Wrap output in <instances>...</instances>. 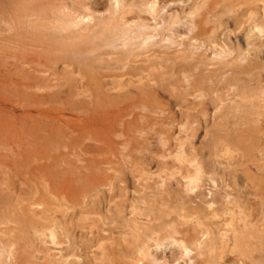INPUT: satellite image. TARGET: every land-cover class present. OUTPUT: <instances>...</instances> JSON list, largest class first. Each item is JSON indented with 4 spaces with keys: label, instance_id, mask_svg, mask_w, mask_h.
<instances>
[{
    "label": "rangeland",
    "instance_id": "374dc122",
    "mask_svg": "<svg viewBox=\"0 0 264 264\" xmlns=\"http://www.w3.org/2000/svg\"><path fill=\"white\" fill-rule=\"evenodd\" d=\"M32 1L34 0H0V258H5L0 259V264H164L173 261L176 264H202L204 260L209 264H264V0H157L160 11L156 21L160 22L157 23L158 26H154V32L156 30L158 34L144 44L138 37L122 41L117 36L123 28L119 23L123 24L125 20V28L133 26L128 27L130 35L134 34L135 22L147 24L145 29L150 30L154 20L147 11L149 3L144 4L143 0H137L138 5L134 4L132 8L123 7V0H118L117 4L113 0H35L38 7L32 5ZM105 3L111 10L104 6ZM73 7H78L77 10L81 13L90 12L92 16L81 22L75 18L73 21H77V25L64 31L57 29L56 18L62 15L65 17ZM224 8L228 10H223ZM113 12L117 16H113ZM146 12L149 16L145 15ZM111 14L115 18L111 19ZM95 15L97 20L94 19ZM138 15L144 18L141 19ZM108 16L111 17L108 19ZM252 24L259 25L262 31L258 33ZM82 25L91 26L78 33ZM169 30L175 37L169 36L172 33L168 34ZM181 34L186 37H181ZM58 37H63L61 39L66 41L64 48L55 46L50 40ZM179 38L184 39L176 40ZM172 48L175 51H171ZM185 52L188 54H184ZM67 54H71L70 57ZM126 56L128 59L125 61ZM166 58L174 64L165 62ZM138 59H142V62H138ZM235 59L245 64L242 65ZM82 62L89 67L82 65ZM121 72L122 75L119 74ZM155 72L159 73L158 77ZM248 76L249 80L246 78ZM120 82L121 85L118 84ZM129 82L130 87L127 85ZM234 82L237 88L234 87ZM176 83L178 86H174ZM230 83H233V87ZM81 85L83 86L80 87ZM82 88L86 90L83 91ZM238 89L244 92L241 93ZM245 90H249V95ZM103 92L106 94L104 98L111 97L112 101H102ZM198 92L202 96L193 97ZM242 94L247 97L243 98ZM198 97L203 98L199 100ZM246 99L251 101L247 103ZM143 101L147 104H143ZM247 109L258 112L259 115L252 113L249 115L251 119L247 118ZM236 119L241 121L240 124ZM232 120H235L233 122L237 126ZM255 135L261 138L256 140ZM225 145L232 152L235 151L232 153L233 158L222 157L221 151ZM179 152L187 158L193 157L194 164L185 161L179 163L176 159ZM228 162H231L230 165ZM195 166L201 172H197L199 181L191 191L190 181L184 176L195 172ZM226 221L234 223V226L229 228ZM41 228H44L43 231ZM131 228L134 233H138L133 234ZM49 229L55 233L53 239L49 235ZM190 234L195 235L192 237ZM254 235L258 238L261 236L260 240L253 238ZM154 238L161 243L159 246L155 245ZM193 238L197 241L196 245ZM101 239L105 242H101ZM247 240L253 246L260 247H249ZM131 241L135 243L132 244ZM179 242H188V250L183 256ZM146 245L148 255L142 257L138 248H146ZM2 247L5 249H1ZM102 253L107 259H103ZM221 253L224 255L220 256ZM136 258L141 261L137 262Z\"/></svg>",
    "mask_w": 264,
    "mask_h": 264
},
{
    "label": "bare ground",
    "instance_id": "6f19581e",
    "mask_svg": "<svg viewBox=\"0 0 264 264\" xmlns=\"http://www.w3.org/2000/svg\"><path fill=\"white\" fill-rule=\"evenodd\" d=\"M34 1H35V0H34ZM34 1H32V2H34ZM191 1L193 2V0H191ZM195 1H196V0H195ZM219 1H220V0H219ZM251 1H252V0H251ZM255 1H256V0H255ZM260 1H261V0H260ZM260 1H259V2H260ZM26 2H27V1H26ZM90 2H91V1H89V4H90ZM113 2H114V4H115V3L117 4V3H118V0H113ZM147 2L149 3V5L147 6V11L150 13L151 18L154 20V23L150 26V27H151L150 30L147 31V30L145 29V28L148 27L147 24H145V23H143V22H135V23L133 24V25H134V28H133V29H134V30H133L134 34H133V35H130V34L128 33V27H129V26H128L127 28L124 27V26H126V25H124V23L126 22V20H125V22H124L123 24L119 23L120 26L123 25V28H121V29L119 30V31H120V35H117L122 41L127 40V39H130V38L138 37V38H140L141 42L144 44L145 41H148V42H149V40H150L149 38H151V37H153L154 35L158 34L156 30H155V32H154V29H155L154 26L157 25V23L160 22V21H159V22L156 21V20H157L156 17H157L158 11H160V10H159L160 8H159V6H158V1H157V0H143V3H144V4L147 3ZM179 2H180V0H179ZM183 2H184V1H183ZM192 2H191V4H192ZM35 3H36V4H35ZM120 3H121V2H120ZM159 3H161V2H159ZM168 3H169V2H168ZM181 3H182V2H181ZM223 3H224V2H223ZM229 3H230V2H229ZM244 3H245V2H244ZM246 3H248V2H246ZM62 4H63V2H62ZM85 4H86V2H85ZM89 4H88V6H90ZM134 4H135V5H136V4L138 5V1H137V0H123V3H122L121 5H122L123 7H131V6L134 5ZM164 4L168 5L167 3H164ZM216 4H217V3H216ZM219 4H220V2H219ZM219 4H218V5H219ZM248 4H249V3H248ZM23 5H24V4H23ZM32 5H34V6L37 5V2H34V4H32ZM65 5H66V3H65ZM82 5H83V4H82ZM110 5H111V4H110ZM121 5H120V6H121ZM140 5H141V4H140ZM160 5H161V4H160ZM199 5H201V4L199 3ZM214 5H215V4H214ZM227 5H228V4H227ZM232 5H233V4H232ZM250 5H251V4H250ZM38 6H39V5H37L36 7H38ZM104 6H106V3H105ZM193 6H194V5H193ZM201 6H202V5H201ZM224 6H225V4H224ZM106 7H107V6H106ZM145 7H146V6H145ZM164 7H165V6H164ZM187 7H188V6H187ZM198 7H199V6H198ZM198 7H197V9H198ZM217 7H218V6H217ZM221 7H222V6H221ZM228 7H229V6H228ZM233 7H234V6H233ZM60 8L63 9L62 6H61ZM67 8H68V5H67ZM75 8H76V7H75ZM77 8H78V7H77ZM77 8L74 9V7H73V8H70V9H71L70 11H67V10H66L67 13H66V16H65V17H64V15H62V17H57V16H55V18L57 17V18H56V21H57V22H56V23H57L56 28H57V29L59 28L60 30L64 31L65 29L69 28V27L72 26V25H73V26H74V25H77V23H78L77 21L81 22V21H83V19H86V20L90 19V16H92V13H90V12L81 13L79 9H78L79 11L77 10ZM86 8H87V9H90V8H88V7H86ZM86 8H85V9H86ZM107 8H108L109 10H111L109 7H107ZM107 8H106V9H107ZM115 8H116V7H115ZM115 8H114V10H115ZM131 8H132V7H131ZM136 8H137V7H136ZM193 8H194V7H193ZM225 8H226V7H225ZM225 8H224L223 10H228V9H225ZM230 8H231V7H230ZM234 8L236 9V7H234ZM46 9H47V8H46ZM103 9L105 10V8H103ZM141 9H142V8H141ZM145 9H146V8H145ZM194 9H195V8H194ZM197 9H196V10H197ZM93 10H94V9H93ZM95 10H96V9H95ZM95 10H94V11H95ZM99 10H100V9H99ZM112 10H113V9H112ZM114 10H113V11H114ZM163 10H164V9H163ZM196 10H195V14H196ZM214 10H215V9H214ZM218 10H220V7H219ZM223 10H222V11H223ZM86 11H87V10H86ZM96 11H97V10H96ZM96 11H95V12H96ZM105 11H107V10H105ZM118 11H119V10H118ZM176 11H177V10H176ZM198 11H199V9H198ZM222 11H221L220 13H223ZM230 11H231V10H230ZM250 11H251V10H250ZM260 11H261V10H260ZM260 11H259V12H260ZM23 12H24V11H23ZM36 12H37V11H36ZM46 12H47V11H46ZM62 12H64V11H62ZM68 12H69V13H68ZM95 12H94V13H95ZM109 12H111V11H109ZM142 12H143V11H142ZM163 12H164V11H163ZM185 12H186V10H185ZM188 12H189V11H188ZM191 12H192V11H191ZM231 12H232V11H231ZM233 12H234V11H233ZM254 12H255V11H254ZM263 12H264V11H263ZM21 13H22V11H21ZM47 13H48V12H47ZM94 13H93V14H94ZM117 13H118V12H117ZM132 13H133V12H132ZM180 13H181V11H180ZM180 13H179V14H180ZM226 13H227V11H226ZM249 13H250V12H249ZM260 13H262V12H260ZM44 14H45V13H44ZM44 14L42 13V15H44ZM95 14H96V13H95ZM99 14H101V13H99ZM99 14H98V15H99ZM102 14H103V13H102ZM105 14H106V13H105ZM113 14H114V15H113ZM113 14H111V16H112V15H113V16H117V14H116L115 12H113ZM120 14H121V16L123 17V14H122V13H120ZM127 14H128V13H127ZM146 14H147V12L145 13V15H146ZM183 14H185V13H184V10H183ZM188 14H189V13H188ZM190 14H192V13H190ZM228 14H229V13H228ZM233 14H234V13H233ZM252 14H253V13H252ZM252 14H251V15H252ZM47 15L49 16V13H48ZM96 15H97V14H96ZM96 15H95V16H96ZM106 15H107V14H106ZM124 15H126V13H125ZM147 15H148V14H147ZM147 15H146V16H147ZM219 15H220V14H219ZM234 15H235V14H234ZM29 16H30V15H29ZM101 16H102V15H101ZM101 16H100V17H101ZM111 16H108V19H109ZM113 16L111 17V19H112V18H115V17H113ZM129 16H130V15H129ZM138 16L141 17V19L144 18V17L142 18V16H140V15H138ZM148 16H149V15H148ZM170 16H173V15H170ZM185 16H186V15H185ZM214 16H215V15H214ZM221 16H222V15H221ZM225 16H226V15H225ZM227 16H228V15H227ZM255 16H256V15H255ZM20 17H21V16H20ZM100 17H98V19H99ZM102 17H104V16H102ZM125 17H126V16H125ZM178 17H179V16H178ZM195 17L197 18L198 16H195ZM232 17H233V16H232ZM75 18H77V21H76V22L73 21ZM116 18H117V17H116ZM158 18H159V17H158ZM193 18H194V17H193ZM193 18H192V19H193ZM243 18H244V17H243ZM260 18L263 19L264 16H263V18H262V17H260ZM26 19H27V18H26ZM26 19H25V20H26ZM94 19L97 20V16H96ZM254 19H258V18H255V17H254ZM29 20H30V17H29ZM37 20H38V19H37ZM39 20H40V19H39ZM39 20H38V21H39ZM117 20H118V19H117ZM122 20H123V18H122ZM130 20H131V19H130ZM144 20H146V19H144ZM171 20H172V19H171ZM180 20H181V19H180ZM187 20H188V19H187ZM187 20H185V21H187ZM197 20H198V19H197ZM252 20H253V19H252ZM33 21H34V20H33ZM108 21H109V20H108ZM120 21H121V20H120ZM193 21H194V19H193ZM217 21H218V20H217ZM234 21H236V20H234ZM249 21H250V18H249ZM257 21H258V20H257ZM128 22H130V21H128ZM132 22H133V21H131V23H132ZM147 22H148V21H147ZM152 22H153V21H152ZM152 22H151V23H152ZM167 22H169V20H167ZM195 22H196V21H195ZM195 22H194V23H195ZM201 22H203V21H201ZM25 23H26V22H25ZM31 23H32V22H31ZM126 23H127V22H126ZM126 23H125V24H126ZM169 23H170V22H169ZM174 23H175V22H174ZM197 23H198V22H197ZM197 23H196V25H198ZM206 23H208V22H205V24H206ZM235 23H237V22H235ZM240 23H241V22H240ZM242 23H243V22H242ZM247 23H248V22H247ZM28 24H29V23H28ZM53 24H54V23H53ZM109 24H110V22H109ZM128 24H130V23H128ZM184 24H185V23H184ZM190 24H191V23H190ZM205 24H204V25H205ZM214 24H215V23H214ZM22 25H23V24H22ZM26 25H27V23H26ZM41 25H42V24H41ZM104 25H105V24H104ZM104 25H103V26H104ZM106 25H107V24H106ZM164 25H166V24H164ZM168 25H169V24H168ZM194 25H195V24H194ZM218 25H219V23H218ZM236 25H237V24H236ZM250 25H251V23H250ZM252 25H253V24H252ZM28 26H29V25H28ZM90 26H91V25H82L81 29L78 30L77 32L80 33L79 31H81V30L85 31V30H87V28L90 27ZM120 26H119V28H120ZM157 26H158V25H157ZM161 26H162V25H161ZM166 26H167V25H166ZM169 26H170V25H169ZM233 26H234V25H233ZM237 26H238V25H237ZM253 26H254V29H255L258 33H260V32L262 31V28H261L259 25L254 24ZM36 27H37V26H36ZM131 27H133V26H131ZM131 27H129V28H131ZM167 27H168V26H167ZM170 27H171V26H170ZM193 27H195V26H193ZM204 27H205V26H204ZM204 27L201 26V28H204ZM213 27H214V26H213ZM247 27H248V26H247ZM250 27H251V26H250ZM27 28H28V27H27ZM29 28H30V27H29ZM46 28H47V27H46ZM112 28H114V27L112 26ZM112 28H111V29H112ZM161 28H162V27H161ZM185 28H186V27H185ZM201 28H199V29H201ZM207 28L209 29V27H207ZM210 28H211V27H210ZM215 28H216V26H215ZM218 28H219V27H218ZM239 28H241V27H239ZM251 28H252V27H251ZM35 29H36V28H35ZM70 29H71V28H70ZM114 29H116V28H114ZM156 29H157V27H156ZM158 29H159V31H160V28H158ZM164 29H165V28H164ZM168 29H169V28H168ZM192 29H193V28H192ZM195 29H196V27H195ZM29 30H30V29H29ZM112 30H113V29H112ZM131 30H132V29H131ZM170 30H171V29H170ZM170 30H169L168 34L172 32V31H170ZM210 30L213 31V29H210ZM248 30H249V29H248ZM250 30H251V29H250ZM32 31H34V29H33ZM53 31H54V29H53ZM56 31H57V33H58V30H56ZM251 31H252V30H251ZM263 31H264V30H263ZM29 32H30V31H29ZM50 32H51V30H50ZM65 32H67V31H65ZM163 32H164V31H163ZM177 32H178V30H177ZM182 32H183V31H182ZM193 32H194V31H193ZM203 32H204V31H203ZM36 33H37V32H36ZM48 33H49V32H48ZM159 33H160V32H159ZM174 33H175V29H174ZM183 33H184V32H183ZM186 33H187V32H186ZM206 33H207V32H205L204 35H206ZM212 33H213V32H212ZM33 34H34V32H33ZM61 34H62V36H63V33H61ZM67 34H68V33H67ZM67 34H65L64 36L66 37ZM162 34H165V33H162ZM189 34H190V33H189ZM202 34H203V33H202ZM37 35H38V34H37ZM37 35H36V38L38 37ZM52 35H53V33H52ZM58 35H60V34L58 33ZM76 35H77V34H76ZM159 35H160V34H159ZM171 35H172V36L174 35L173 32H172L169 36L171 37ZM176 35H177V34H176ZM178 35H179V34H178ZM190 35H191V34H190ZM192 35H193V34H192ZM199 35H200V34H199ZM213 35H214V33H213ZM215 35H216V34H215ZM60 36H61V35H60ZM117 36H116V37H117ZM169 36H168V37H169ZM182 36L184 37L185 35L181 34V37H182ZM209 36H210V35H209ZM209 36H206V37H209ZM262 36H264V35H262ZM262 36H261V37H262ZM83 37H84V36H83ZM92 37H93V36H92ZM174 37H175V35H174ZM176 37H177V36H176ZM185 37H186V36H185ZM197 37H198V36H197ZM199 37H200V39L202 38L201 35H200ZM210 37H211V36H210ZM33 38H34V37H33ZM61 38H63V37H61ZM61 38H59V37H58V38H52V39H50V40L53 42V44H54L55 46L58 45L60 48H61V47L64 48L65 45H66V41H64V40L61 39ZM77 38H78V36H77ZM138 38H137V39H138ZM172 38H173V37H172ZM172 38H171V39H172ZM191 38H192V37H191ZM211 38H212V37H211ZM211 38H210V39H211ZM220 38H221V37H220ZM34 39H35V38H34ZM82 39H83V38H82ZM93 39H94V38H93ZM93 39H92V40H93ZM106 39H107V38H106ZM181 39H184V38H181ZM181 39L179 38V39H176V40H181ZM194 39H196V38H194ZM94 40H95V39H94ZM108 40H109V39H108ZM114 40H115V39H114ZM157 40L159 41L160 39L157 38ZM162 40H163V39H162ZM162 40H161L160 42H163ZM201 40H203V39H201ZM204 40H205V39H204ZM204 40H203V41H204ZM211 40H212V39H211ZM117 41H119V40H117ZM164 41H165V40H164ZM190 41H191V39H190ZM199 41H200V40H199ZM153 42L156 43L155 40H154ZM184 42H185V41H184ZM191 42H192V41H191ZM212 42H213V40H212ZM90 43H91V42H90ZM180 43H181V41H180ZM182 43H183V42H182ZM202 43H203V42H202ZM202 43H201V44H202ZM205 43H206V42H205ZM221 43H222V42H221ZM46 44H49V43H46ZM91 44H92V43H91ZM107 44H108V43H107ZM131 44H132V43H131ZM157 44H158V43H157ZM157 44H156V45H157ZM161 44H162V43H161ZM161 44H160V45H161ZM171 44H174V43H171ZM175 44H176V42H175ZM192 44H194V43H192ZM199 44H200V42H199ZM214 44H215V43H214ZM71 45H72V44H71ZM156 45H155V46H156ZM209 45H210V44H209ZM224 45H225V44H224ZM72 46L75 48V45H72ZM76 46H77V45H76ZM124 46H125V45H124ZM142 46H143V45H142ZM158 46H159V44H158ZM158 46H157V47H158ZM164 46H165V44H164ZM174 46H175L174 48H176V45H174ZM177 46H178L177 48H178V50H179V42H178ZM180 46H182L183 49L185 48L183 44H182V45L180 44ZM192 46H195V45H192ZM196 46H197V44H196ZM201 46H202V45H201ZM226 46H227V45H226ZM47 47H49V46H47ZM70 47H71V46H70ZM81 47H82V46H81ZM136 47H137V46H136ZM138 47H139V46H138ZM162 47H163V45H162ZM165 47H166V46H165ZM168 47H169V46H168ZM171 47H172V46H171ZM190 47H191V46H189V48H190ZM217 47H218V46H217ZM54 48H55V47H54ZM78 48H80V47L78 46ZM155 48H156V47H155ZM195 48H196V47H195ZM200 48H201V47H200ZM206 48H208V47H206ZM206 48H205V49H206ZM220 48H221V47H220ZM263 48H264V47H263ZM48 49H49V48H48ZM122 49H123V48H122ZM127 49H128V48H127ZM190 49H192V48H190ZM198 49H199V48H198ZM225 49H227V48H225ZM61 50H62V49H61ZM77 50H78V49H77ZM124 50H125V47H124ZM151 50H152V49H151ZM158 50H159V49H158ZM161 50H162V49H161ZM167 50H168V49H167ZM180 50H181V49H180ZM187 50H188V47H187ZM217 50H218V49H217ZM78 51H79V50H78ZM112 51H114V50H112ZM115 51H116V49H115ZM122 51H123V50H122ZM148 51H150V48H149ZM162 51H163V50H162ZM162 51H161V52H162ZM168 51H169V50H168ZM171 51H175V50L172 48ZM176 51H177V50H176ZM181 51H182V50H181ZM183 51H184V50H183ZM190 51H191V50H190ZM195 51H196V50H195ZM212 51H213V50H212ZM219 51H220V50H219ZM223 51H224V50H223ZM225 51H226V50H225ZM227 51H229V50L227 49ZM97 52H98V51H97ZM124 52H126V50H125ZM127 52H128V50H127ZM133 52H135V51H133ZM136 52H137V50H136ZM138 52H140V51H138ZM151 52H153V51H151ZM151 52H150V53H151ZM163 52H164V51H163ZM186 52H188V51H186ZM186 52H185L184 54H188V53H186ZM216 52H218V51H216ZM90 53H92V52H90ZM98 53H100V52H98ZM131 53H132V52H131ZM148 53H149V52H148ZM154 53H155V52H154ZM164 53H165V52H164ZM164 53H163V54H164ZM172 53H174V55H175V52H172ZM181 53H182V52H180V54H181ZM198 53H199V51H198ZM119 54H120V53H119ZM132 54H133V53H132ZM142 54H143V53H142ZM142 54H141V55H142ZM144 54H145V53H144ZM156 54H157V53H156ZM161 54H162V53H161ZM166 54H167V53H166ZM213 54H214V53H213ZM229 54H230V53H229ZM244 54H245V53H244ZM64 55H65V54H64ZM67 55H69V54H67ZM70 55H71V54H70ZM70 55H69V57H70ZM113 55H114V54H113ZM116 55H117V54H116ZM151 55H152V54H151ZM158 55H159V52H158ZM168 55H169V54H168ZM170 55L172 56L173 54H170ZM174 55H173V57H174ZM225 55H227V54H225ZM242 55H243V54H242ZM93 56H94V55H93ZM93 56H91V57H93ZM132 56H133V55H132ZM137 56H138V55H137ZM142 56L144 57V55H142ZM149 56H150V55H149ZM171 56H170V57H171ZM182 56H183V55H182ZM186 56H187V55H186ZM190 56H191V55H190ZM190 56H187V57H190ZM220 56H221V54H220ZM220 56H217V57H220ZM223 56H224V55H223ZM229 56H230V55H229ZM244 56H245V55H244ZM118 57H119V56H118ZM126 57H127L126 59L123 57V59H125V61L128 59V56H126ZM138 57H139V56H138ZM166 57H169V56L166 55ZM170 57H169V59L171 60L172 58H170ZM184 57H185V56H184ZM212 57H213V56H212ZM214 57H216V55H215ZM240 57H241V56H240ZM73 58H74V57H73ZM145 58H148V57H145ZM155 58H156V57H155ZM159 58H160V55H159ZM178 58H179V57H178ZM182 58H183V57H182ZM182 58H179V59H182ZM208 58H209V57H208ZM235 58H238V57H235ZM245 58H247V57L245 56ZM255 58H257L256 55H255ZM109 59H111V58L109 57ZM142 59H143V58H142ZM142 59H140L141 61H140L139 59H138L137 61H138V62H139V61L142 62ZM149 59H150V58H149ZM166 59H167V58H166ZM166 59H165V60H166ZM179 59H178V60H179ZM209 59H210V58H209ZM211 59H212V58H211ZM214 59H215V58H214ZM239 59H240V58H239ZM73 60H74V59H73ZM75 60H76V59H75ZM119 60H120V59H119ZM131 60H132V59H131ZM143 60H144V59H143ZM157 60H158V59H157ZM159 60H160V59H159ZM159 60H158V61H159ZM162 60H163V58H162ZM174 60H175V58H174ZM207 60H208V59H207ZM220 60H221V58H220ZM231 60H233V59H231ZM235 60H238V59H235ZM63 61H64V60H63ZM66 61H68V59H67ZM66 61H65V62H66ZM69 61L73 62L72 59H71V60L69 59ZM80 61H81V60H80ZM145 61H146V60H145ZM149 61H151V60H149ZM153 61H155V60H153ZM209 61H210V60H209ZM216 61H217V59H216ZM238 61H239V60H238ZM76 62H77V61H76ZM76 62L74 61V63H76ZM84 62H85V61H84ZM87 62H88V61H87ZM121 62H122V61H121ZM127 62H128V61H127ZM127 62H126V63H127ZM159 62H160V61H159ZM162 62H163V61H162ZM165 62H169L168 59H167ZM178 62H181V60L178 61ZM184 62H185V61H184ZM194 62H195V61H194ZM225 62H226V60H225ZM228 62H229V60H228ZM239 62H241L242 65L245 64V63H243L242 61H239ZM68 63H69V62H68ZM82 63H83V62H82ZM143 63H144V62H143ZM150 63H151V62H150ZM150 63H149V64H150ZM155 63H156V62H155ZM169 63H171V62H169ZM176 63H177V62H176ZM182 63H183V61H182ZM187 63L189 64L190 62H187ZM219 63H220V62H219ZM233 63H235V62H233ZM236 63H237V62H236ZM70 64H71V63H70ZM132 64H133V63H132ZM145 64H146V62H145ZM145 64H144V65H145ZM162 64H163V63H162ZM171 64H174V63H171ZM184 64H185V63H184ZM196 64H197V63H196ZM220 64H221V63H220ZM223 64H225V63H222V65H223ZM227 64H228V63H227ZM255 64H256V63H255ZM255 64H254V65H255ZM258 64H259V63H258ZM66 65H67V64H66ZM79 65H80V64H79ZM82 65L87 66V65H85L84 63H83ZM82 65H81V66H82ZM124 65H125V64H124ZM133 65H134V64H133ZM136 65H139V63H136ZM136 65H135V66H136ZM180 65L183 66V64H180ZM180 65H179V66H180ZM200 65H201V63H200ZM217 65H218V63H217ZM234 65H235V64H234ZM236 65H237V64H236ZM252 65H253V64H252ZM84 66H82V68H84ZM125 66L127 67L128 65H125ZM150 66H151V64H150ZM163 66H164V65H163ZM168 66H169V65H168ZM173 66H175V65H173ZM197 66H198V65H197ZM203 66H204V65H203ZM203 66H202V67H203ZM79 67H80V66H79ZM87 67H89V66H87ZM91 67L94 68V66H91ZM186 67H187V65H186ZM195 67H196V66H195ZM205 67H206V66H205ZM210 67H211V65H210ZM230 67H231V66H230ZM258 67H259V66H258ZM260 67H261V66H260ZM68 68H69V67H68ZM76 68H77V67H76ZM119 68H120V67H119ZM129 68H130V67H129ZM145 68H146V66H145ZM155 68H156V67H155ZM159 68H160V66H159ZM159 68H158V69H159ZM163 68H165V67H163ZM181 68H182V67H181ZM203 68H204V67H203ZM206 68H207V67H206ZM240 68H241V67H240ZM246 68H247V67H246ZM80 69H81V68H80ZM80 69H77V70H80ZM147 69H148V68H147ZM151 69H152V68H151ZM160 69H161V68H160ZM165 69H167V68H165ZM191 69H192V68H191ZM194 69H195V68H194ZM194 69H193V70H194ZM224 69H225V68H224ZM243 69H244V68H243ZM254 69H255V68H254ZM256 69H258V68H256ZM261 69H262V68H261ZM81 70H82V69H81ZM81 70H80V72H81ZM123 70H124V67H123ZM133 70H134V69H133ZM137 70H138V68H137ZM154 70H155V69H154ZM154 70H153V72H154ZM167 70H168V69H167ZM177 70H178V69H177ZM187 70H189V69L187 68ZM259 70H260V68H259ZM262 70H263V69H262ZM66 71H68V70L66 69ZM69 71H70V70H69ZM82 71H83V70H82ZM84 71H85V70H84ZM84 71H83V72H84ZM151 71H152V70H151ZM156 71H157V70H156ZM164 71H165V70H164ZM194 71H195V70H194ZM221 71H222V70H221ZM251 71H252V70H251ZM251 71H250V72H251ZM253 71H254V70H253ZM257 71H258V70H257ZM260 71H261V70H260ZM74 72H75V71H74ZM74 72H72V73H74ZM134 72H135V71H134ZM139 72H143V71H139ZM145 72H146V71H145ZM179 72H180V71H179ZM204 72H205V71H204ZM229 72H230V71H229ZM244 72H245V69H244ZM244 72H243V73H244ZM246 72H247V71H246ZM254 72H255V71H254ZM67 73H68V72H67ZM124 73H125V72H124ZM137 73H138V72H137ZM155 73H156V77H158L157 74H159V73H158V72H155ZM160 73H161V72H160ZM177 73H178V72H177ZM190 73H193V71H192V72L190 71ZM198 73H200V72H198ZM227 73H228V72H227ZM232 73H233V72H232ZM251 73H252V72H251ZM69 74H70V73H69ZM79 74H80V73H79ZM119 74L122 75V72L119 73ZM125 74H126V73H125ZM182 74L184 75V73H182ZM182 74H181V75H182ZM228 74H229V73H228ZM234 74H235V72H234ZM240 74H241V73H240ZM128 75H129V74H128ZM146 75H147V74H146ZM153 75H154V74H153ZM178 75H179V74H178ZM183 75H182V76H183ZM188 75H189V74H187V76H188ZM201 75H202V74H201ZM236 75H237V74H236ZM238 75H239V73H238ZM238 75H237V76H238ZM244 75H245V74H244ZM182 76H181V77H182ZM184 76H186V75H184ZM189 76H190V75H189ZM189 76H188V77H189ZM198 76H199V75H198ZM221 76H222V75H221ZM224 76H226V75H224ZM232 76H235V75L232 74ZM250 76H251V75H250ZM250 76H248V77H246V78L249 80V77H250ZM136 77H137V76H136ZM138 77H139V76H138ZM144 77H146V76H144ZM148 77H149V76H148ZM152 77H153V76H152ZM162 77H163V76H162ZM226 77H228V76H226ZM241 77H243V76H241ZM128 78H129V77H128ZM141 78H142V77H141ZM172 78H173V77H172ZM175 78H176V75H175ZM186 78H187V77H186ZM211 78H212V77H211ZM213 78H214V76H213ZM222 78H223V76H222ZM224 78H225V77H224ZM244 78H245V77H244ZM68 79H69V78H67V80H68ZM90 79H91V78H90ZM114 79H115V78H114ZM177 79H178V78H177ZM181 79H182V78H181ZM183 79H184V77H183ZM203 79H204V78H203ZM225 79H227V78H225ZM225 79H224V80H225ZM231 79H232V77H231ZM241 79H242V78H241ZM95 80H96V79H95ZM118 80H119V79H118ZM124 80H125V79H124ZM140 80H141V79H140ZM146 80H147V79H146ZM148 80L150 81V78H149ZM148 80H147V81H148ZM157 80H158V79H157ZM255 80H256V79H255ZM112 81H116V80H112ZM119 81H120V80H119ZM155 81H156V80H155ZM172 81H173V80H172ZM172 81H171V82H172ZM183 81H184V80H183ZM192 81H193V80H192ZM250 81H251V80H250ZM68 82H69V81H68ZM76 82H78V81H76ZM110 82H111V81H110ZM110 82H109L108 84H111ZM116 82H117V81H116ZM135 82H136V81H135ZM140 82H141V81H140ZM156 82H157V81H156ZM220 82H221V81H220ZM220 82H217V83L219 84ZM242 82L244 83L245 81L242 80ZM251 82H252V81H251ZM258 82H259V81H258ZM97 83H99V82H97ZM97 83H95V85H97ZM122 83H123V81H122ZM136 83H138V82H136ZM151 83H152V82H151ZM153 83H154V82H153ZM153 83H152V84H153ZM167 83H168V82H167ZM174 83H175V82H174ZM189 83H190V82H189ZM207 83H209V82H207ZM247 83H248V82H247ZM259 83H260V82H259ZM72 84H73V83H72ZM115 84L117 85V83H115ZM118 84L121 85V82L118 83ZM162 84H163V83H162ZM230 84L232 85L233 83H230ZM239 84H240V82H239ZM244 84H246V83H244ZM248 84L250 85V83H248ZM112 85H113V83H112ZM127 85L129 86V85H130V82H129V84H127ZM141 85H142V84H141ZM141 85H140V86H141ZM145 85H146V84H145ZM145 85H144V86H145ZM148 85H149V82H148ZM165 85H166V84H165ZM165 85H164V86H165ZM202 85H203V84H202ZM227 85H228V84H227ZM233 85H234V87H235V82H234ZM233 85H232L231 87H233ZM236 85H237V84H236ZM240 85H241V84H240ZM249 85H248V86H249ZM73 86H75V85L73 84ZM78 86H79V85H78ZM82 86H83V85H81L80 87H82ZM92 86H93V84H92ZM105 86H106V84H105ZM153 86H154V87H157V86L154 85V84H153ZM160 86H161V85H160ZM174 86H178V84L176 83V85L174 84ZM253 86H254V85H253ZM258 86H259V85H258ZM84 87H85V86H84ZM94 87H95V86H94ZM129 87H130V86H129ZM129 87H128V88H129ZM166 87H168V86H166ZM227 87H228V86H227ZM240 87H241V86H240ZM245 87H247V86L245 85ZM251 87H252V86H251ZM251 87H250V88H251ZM85 88H86V87H85ZM105 88H106V87H105ZM120 88H121V87H120ZM120 88H119V89H120ZM141 88H142V87H141ZM145 88H146V87H145ZM148 88H149V86H148ZM168 88H169V87H168ZM173 88H174V87H173ZM177 88H178V87H177ZM235 88H237V87H235ZM238 88H239V87H238ZM258 88H259V87H257V90H258ZM76 89H77V88H76ZM86 89H87V88H86ZM86 89H83V88H82L83 91L86 90ZM90 89H91V88H90ZM97 89H98V87L96 88V90H97ZM106 89H107V88H106ZM146 89H147V88H146ZM146 89H145V90H146ZM170 89H172V88H170ZM233 89H234V88H233ZM242 89H243V88H242ZM263 89H264V88H263ZM263 89H261V90L263 91ZM73 90H74V88H73ZM78 90H79V89H78ZM87 90H88V89H87ZM94 90H95V89H93V91H94ZM101 90H102V89H101ZM122 90H123V89H122ZM128 90H130V88H129ZM142 90H143V89H142ZM172 90H173V89H172ZM172 90H171V91H172ZM174 90H175V89H174ZM238 90H239V89H238ZM238 90H237V92H238ZM240 90H241V89H240ZM240 90H239V91H240ZM253 90H254V89H253ZM259 90H260V88H259ZM79 91H80V90H79ZM90 91H91V90H90ZM147 91H148V90H147ZM150 91H152V90H150ZM171 91H170V92H171ZM190 91H192V90H190ZM190 91H189V92H190ZM211 91H212V90H211ZM231 91H232V89H231ZM73 92H74V91H72V93H73ZM86 92H87V91H86ZM86 92H85V93H86ZM98 92H99V91H98ZM106 92H109V91H106ZM111 92H112V91H111ZM138 92H139V90H138ZM141 92H142V91H140V93H141ZM185 92H186V91H185ZM185 92H184V94H186ZM208 92H209V91H208ZM228 92H229V90H228ZM233 92H234V91H233ZM242 92H244V91L241 90V93H242ZM248 92H249V90H248ZM248 92H246V90H245V93H247V94L249 95ZM250 92H253V91H250ZM75 93H76V92H75ZM75 93H74V95H76ZM83 93H84V92H83ZM83 93H82V94H83ZM89 93H90V92H89ZM128 93H129V92H128ZM131 93H132V92H131ZM136 93H137V92H136ZM173 93H174V91H173ZM179 93H180V92H179ZM230 93H231V92H230ZM234 93H235V92H234ZM144 94H145V93H144ZM153 94H154V93H153ZM187 94H188V92H187ZM216 94H217V96H218V93H216ZM224 94H225V93H224ZM239 94H240V93H239ZM250 94H251V93H250ZM260 94H261V93H260ZM84 95H85V94H84ZM104 95H106V94L103 92V95H101V96H103V100L101 99L102 101H104V99H105V101L108 100V99H109V101L111 100V99H110V98H111L110 96H109L110 98H108L107 96H106L107 98H106V97L104 98ZM108 95H109V94H108ZM125 95H126V94H125ZM130 95H131V94H130ZM137 95H139V94H137ZM141 95H143V92H142ZM172 95H173V94H172ZM182 95H183V94H182ZM193 95H194L193 97H195V95H197V96H202V93H201V92H198V94H193ZM225 95H227V94H225ZM230 95H231V94H230ZM242 95H243V94H242ZM252 95H253V94H252ZM72 96H73V95H72ZM87 96H89L88 93H87ZM96 96H98V95H96ZM99 96H100V93H99ZM217 96H216V97H217ZM240 96H241V95H240ZM244 96L247 97L246 94L243 95L242 97L244 98ZM253 96H256V95H253ZM257 96H258V94H257ZM73 97H74V96H73ZM76 97H78V95H77ZM76 97H75V98H76ZM118 97H119V96H118ZM125 97H127V96H125ZM133 97H134V96H133ZM158 97H159V96H158ZM210 97H211V96H210ZM236 97H237V96H236ZM259 97H260V96H259ZM75 98H74V99H75ZM82 98H83V97H82ZM90 98H91V97H90ZM96 98H97V97H96ZM96 98H95V99H96ZM100 98H101V97H100ZM195 98H196V97H195ZM198 98H200V97H198ZM202 98H203V97H201L199 100H201ZM214 98H215V97H214ZM217 98H218V97H217ZM226 98H228V97H226ZM240 98H241V97H240ZM263 98H264V97H263ZM95 99H94V100H95ZM113 99H114V98H113ZM116 99H117V98H116ZM116 99H115V100H116ZM123 99H124V97H123ZM138 99H140V98H138ZM152 99H153V98H152ZM158 99H159V98H158ZM210 99H211V98H210ZM219 99H220V98H219ZM223 99H225V98H223ZM234 99H235V98H234ZM236 99H237V98H236ZM238 99H239V98H238ZM249 99H250V98H249ZM249 99H248V100L246 99L245 101H247V103H248V101H249V102L251 101V100H249ZM70 100H71V99H70ZM85 100L88 101L87 98H86ZM136 100H137V99H136ZM140 100H141V99H140ZM232 100H233V99H232ZM232 100H231V102H232ZM257 100H259V99H257ZM257 100H255V102H256ZM261 100H262V99H261ZM76 101H77V100H76ZM81 101H82V100H81ZM111 101H112V100H111ZM157 101H158V100H157ZM216 101H217V100H216ZM225 101L227 102L228 100H225ZM225 101H224V103H225ZM234 101H235V100H234ZM263 101H264V100H263ZM263 101H262V102H263ZM82 102H83V101H82ZM90 102H91V100H90ZM106 102H108V101H106ZM208 102H210V101H208ZM242 102H243V101H242ZM86 103H87V102H86ZM144 103L147 104L146 101H145V102L143 101V104H144ZM191 103L193 104L194 102L191 101ZM217 103H218V102H217ZM222 103H223V102H222ZM224 103H223V104H224ZM257 103H258V102H257ZM102 104H103V103H102ZM141 104H142V103H141ZM201 104H203V103H201ZM229 104H231V103L229 102ZM263 104H264V102H263ZM263 104H261V105H263ZM103 105H104V104H103ZM198 105H199V104H198ZM212 105H213V104H212ZM214 105H215V104H214ZM221 105H222V104H221ZM245 105H246V104H245ZM98 106H99V105H98ZM143 106L146 107L145 105H143ZM185 106H186V105H185ZM205 106H206V105H205ZM205 106H204V107H205ZM232 106H234V105H232ZM243 106H244V105H243ZM257 106H258V105H257ZM201 107H202V106H201ZM218 107H219V106H218ZM186 108H189V106L186 107ZM231 108H232V107H231ZM235 108H236V107H235ZM259 108H260V107H259ZM263 108H264V105H263ZM192 109H193V108H192ZM192 109H191V111H192ZM187 110L190 111V109H187ZM187 110H186V111H187ZM220 110H221V109L219 108V111H220ZM236 110H237V109H236ZM182 111H184V110L182 109ZM189 111H187V112H189ZM219 111H216V112L219 113ZM227 111H228V110H227ZM246 111H247V115H248L247 118H250V119H251V116H249V115H252V113H254V114L257 113V115H259L258 112L250 111V109H247ZM246 111H245V112H246ZM184 112H185V111H184ZM212 112H214V110H213ZM261 112H262V111H261ZM185 113H186V112H185ZM194 113H196V112H194ZM181 114H182V112H181ZM189 114H190V112H189ZM225 114H226V112H225ZM254 114H253V115H254ZM263 114H264V112H263ZM211 115H212V114H211ZM227 115H228V113H227ZM232 115H233V114H232ZM183 116H184V115H183ZM186 116H188V115H186ZM192 116H193V115H192ZM201 116H202V114H201ZM234 116H235V115H234ZM234 116H233V117H234ZM184 117H185V116H184ZM194 117H195V116H194ZM228 117H229V116H228ZM254 117H255V116H254ZM256 117H257V116H256ZM261 117H262V116H261ZM238 118H239V117H238ZM257 118H258V117H257ZM226 119H227V118H226ZM253 119H254V118H253ZM263 119H264V118H263ZM227 120H229V118H228ZM241 120H243V119H241ZM255 120H256V119H255ZM257 120H259V119H257ZM191 121H192V120H191ZM233 121H235V120H232V122H233ZM236 121H239V120L236 119ZM251 121H252V120H251ZM188 122H189V121H188ZM240 122H241V121H239L238 123L240 124ZM245 122H246V121H245ZM254 122H255V121H254ZM257 122H258V121H257ZM234 123H236V122H233V124H234ZM238 123H237V124H238ZM224 124H225V123H224ZM226 124H228V123H226ZM239 124H238V126H239ZM249 124H250V123H249ZM249 124H248V125H249ZM252 124H253V123H252ZM230 125H231L230 127H232V124H230ZM234 125H235V124H234ZM244 125H246V124H244ZM192 126H193V125H192ZM228 126H229V125H228ZM235 126H237V125H235ZM241 126H242V125H241ZM246 126H247V125H246ZM251 126H252V125H251ZM251 126H249V127H251ZM260 126H262V125L260 124ZM184 127H185V126H184ZM212 128H213V127H212ZM253 128H255V127L253 126ZM253 128H252V129H253ZM221 129H223V128H221ZM235 129H236V128H235ZM247 129H248V128H246V130H247ZM255 129H256V128H255ZM229 130H230V129H229ZM236 130H238V129H236ZM260 130H261V129H260ZM238 131H239V130H238ZM190 132H191V131H190ZM223 132L225 133V131H223ZM234 132H235V131H234ZM256 132H259V131L257 130ZM192 133L194 134L195 132H192ZM215 133H216V132H215ZM245 133H246V132H245ZM252 133H254V131H253ZM260 133L263 134L262 131H261ZM206 134H207V133H206ZM226 135H227V134H226ZM191 136H192V134H191ZM191 136H190V137H191ZM187 137H188V136H187ZM187 137H185V138H187ZM185 138H184V139H185ZM215 138H216V137H215ZM249 138H250V137H249ZM254 138H256V140H257L258 138H261V137L258 136V135H255ZM163 139H164V138H163ZM218 139H219V138H218ZM251 139H252V138H251ZM181 140H183V139H181ZM211 140H212V139H211ZM219 140H220V139H219ZM185 141H186V139H185ZM251 141H252V140H251ZM160 142H161V141H160ZM218 142L220 143V141H218ZM222 142H224V141H222ZM226 142H227V141H226ZM260 142H261V141H260ZM162 143H164V142H162ZM208 143H209V142H208ZM229 144H230V143H229ZM161 145H162V144H161ZM183 145H184V144H183ZM186 145H187V144H186ZM218 145H220V144H218ZM222 145H224V144H222ZM235 145H236V144H235ZM261 145H262V143H261ZM218 147H219V146H218ZM232 147H233V146H232ZM256 147H257V148H260V147H258V145H257ZM220 148H221V147H220ZM257 148H254V149H257ZM212 149H213V148H212ZM177 150H178V149H177ZM233 150H234V149H233ZM257 150H258V149H257ZM259 150H260V149H259ZM234 152H235V151H234ZM234 152H232V150H231L230 148L226 147V145H225V147L222 148L221 155H222V157H224L225 159H229V158H231V157L233 158L232 153H234ZM241 152H242V151H241ZM173 153H174V152H173ZM259 154H260V152H259ZM219 155H220V154H219ZM221 155H220V156H221ZM233 155H235V154H233ZM235 156H236V155H235ZM189 157H190V156H189ZM237 157H238V156H237ZM197 158H198V157H197ZM197 158H196V159H197ZM213 158H214V157H213ZM176 159H177V161H178L179 163H183V162L185 161V162L188 163V164H194V160H195L193 157H192V158H187V157L184 156V154H182L181 152H179V153L176 155ZM231 160H232V159H231ZM231 160H230V161H231ZM234 160H236V158H235ZM213 161H214V160H213ZM232 161H233V160H232ZM236 162H237V161H236ZM228 163H229V165H230L231 162H228ZM238 163H239V162H238ZM196 164H197V163H196ZM196 164H195V165H196ZM239 164H241V163H239ZM179 165H180V164H179ZM181 165H182V164H181ZM235 165H236V164H235ZM186 166H189V165H186ZM217 166H218V165H217ZM191 167H192V166H191ZM241 167H242V166H241ZM258 167H260V166H258ZM145 168H146V167H145ZM192 168H193V167H192ZM263 169H264V167H263ZM237 170H238V169H237ZM175 171H177V170H175ZM194 171H195V172H193L192 174H190V173L188 174V173H187L188 175L184 176L185 179L188 178L189 181H190V183H189V184H190V185H189L190 187L187 186V187L190 188V190H191L192 188H195V187L197 186V182L199 181V180H198L199 177L197 176V172H198V174H199V172H201V171H199V167H198V166H195V170H194ZM262 171H263V170H262ZM172 172H174V171H172ZM223 173H224V172H223ZM253 173H254V172H253ZM260 173H261V172H260ZM170 174H171V173H170ZM233 174H234V173H233ZM250 174H251V173H250ZM263 174H264V171H263ZM204 175H206V174H204ZM210 175H212V174H210ZM210 175H209V176H210ZM171 176H172V175H171ZM206 176H207V175H206ZM219 176H220V175H219ZM202 177H203V176H202ZM207 177H208V176H207ZM214 177H215V175L213 176V178H214ZM243 178H244V177H243ZM258 178H259V177H258ZM209 179H211V177H210ZM223 179H224V178H223ZM229 179H230V178H229ZM197 180H198V181H197ZM209 181H210V180H209ZM142 182H143V181H142ZM212 182H213V181H212ZM249 182H250V181H249ZM256 182H257V181H256ZM144 183H145V182H144ZM160 183H161V182H160ZM200 183H201V182H199V184H200ZM233 184H234V183H232V185H233ZM46 185H47V184H46ZM255 185H256V184H255ZM234 186H235V185H234ZM253 186H254V184H252L251 187H253ZM9 187H10V186H9ZM147 187H148V186H147ZM258 187H259V186H258ZM258 187H257V188H258ZM10 188H11V187H10ZM184 188H185V187H184ZM263 188H264V187H263ZM186 189H187V188H186ZM6 190H7V189H6ZM187 190H188V189H187ZM190 190H189V191H190ZM252 190H253V189H252ZM256 190H257V189H256ZM261 190H262V189H261ZM261 190H260V191H261ZM163 191H164V190H163ZM191 191H192V190H191ZM235 191H236V190H235ZM263 191H264V189H263ZM237 192H238V191H237ZM4 193H5V192H4ZM188 193H189V192H188ZM239 194H240V193H239ZM240 195H241V194H240ZM230 196H231V195H230ZM257 196H258V195H257ZM226 197H227V196H226ZM238 197H239V196H238ZM141 198H142V197H141ZM176 198H177V197H176ZM239 198H240V197H239ZM246 198H248V197H246ZM248 200H249V199H248ZM238 201H239V200H238ZM242 201H244V200H242ZM257 201H258V200H257ZM257 201H255V204H256ZM64 202H65V201H64ZM211 202H212V201H211ZM229 202H230V201H229ZM231 203H232V202H231ZM242 203H245V201L242 202ZM247 203H248V202H247ZM207 204H208V203H207ZM209 204H210V203H209ZM250 204H251V201H250ZM211 205H212V204H211ZM245 205H246V204H245ZM256 205H257V204H256ZM37 206H38V205H37ZM208 206H210V205H208ZM231 206H232V205H231ZM235 206H237V205H235ZM62 207H63V206H62ZM253 207H255V206H253ZM14 208H15V206H14ZM233 208H234V206H233ZM255 208H256V207H255ZM208 209H209V207H208ZM238 209H239V208H238ZM244 209H245V207H244ZM134 210H135V209H134ZM228 210H229V209H228ZM252 210H253V209H252ZM115 211H116V210H115ZM148 211H149V210H148ZM150 211H151V210H150ZM223 211H224V210H223ZM230 211H231V210H229V212H230ZM232 211H233V210H232ZM240 211H241V210H240ZM253 211H254V210H253ZM224 212H225V211H224ZM234 212H235V211H234ZM244 212H247V211H244ZM248 212H249V211H248ZM210 213H211V212H210ZM238 213H239V212H238ZM252 213H254V212H252ZM85 214H86V213H85ZM87 214H88V213H87ZM117 214H118V212H117ZM120 214H121V212H120ZM149 214H150V213H149ZM214 214H215V211H214ZM249 214H250V213H249ZM254 214H255V213H254ZM114 215H116V214H114ZM229 215H230V214H229ZM241 215H242V214H241ZM251 215H252V214H251ZM257 215H258V214H257ZM30 216H31V215H30ZM147 216H148V214H147ZM210 216H211V214H210ZM236 216H237V215H236ZM252 216H253V215H252ZM261 216H262V215H261ZM27 217H28V216H27ZM114 217H115V216H114ZM165 217H166V216H165ZM197 217H198V216H197ZM242 217H243V216H242ZM249 217H250V216H249ZM259 217H260V216H259ZM4 218H5V217H4ZM211 218H212V217H211ZM233 218H234V217H233ZM245 218H248V216H245ZM44 219H45V218H44ZM83 219H84V218H83ZM147 219H148V218H147ZM182 219H183V218H182ZM195 219H196V218H195ZM202 219H203V218H202ZM207 219H208V218H207ZM207 219H206V220H207ZM252 219H253V217H252ZM260 219H261V218H260ZM196 220H197V219H196ZM196 220H195V221H196ZM232 220H233V219H232ZM254 220H255V219H254ZM2 221H3V220H2ZM54 221H55V220H54ZM187 221H188V220H187ZM244 221H245V220H244ZM116 222H117V220H116ZM119 222H120V221H119ZM122 222H123V220H122ZM197 222H199V221H197ZM201 222H202V221H201ZM228 222H229V221H228ZM228 222L226 221V224H227V225L229 226V228H230V226H232L234 223L231 224V222H229V223H228ZM245 222H246V221H245ZM247 222H248V221H247ZM24 223H25V222H24ZM28 223H29V222H28ZM54 223H55V222H54ZM131 223H132V222H131ZM251 223H252V222H251ZM257 223H258V222H257ZM22 224H23V222H22ZM22 224H21V225H22ZM25 224H26V223H25ZM33 224H34V223H33ZM51 224H52V223H51ZM90 224H91V223H90ZM123 224L125 225V223H123ZM128 224H129V223H128ZM200 224H201V223H200ZM207 224H208V223H207ZM27 225H28V224H27ZM52 225H53V224H52ZM52 225H51V226H52ZM201 225H202V224H201ZM223 225H225V224H223ZM227 225H225V226H227ZM53 226H54V225H53ZM129 226H130V225H129ZM233 226H234V225H233ZM242 226H243V225H242ZM246 226H248V225L246 224ZM24 227H25V225H24ZM24 227H23V229H24ZM90 227H91V226H90ZM131 227H132V226H131ZM139 227H140V226H139ZM248 227H249V226H248ZM248 227H247V228H248ZM26 228H27V227H26ZM44 228H45V227H44ZM44 228H41L42 231H43ZM48 228H49V227H48ZM193 228H194V227H193ZM205 228H206V227H205ZM20 229H21V228H20ZM35 229H36V226H35ZM51 229H52V228H51ZM51 229H49L48 231H49V235H50L51 238L53 239V236L55 235V233L52 231L53 229H52V230H51ZM62 229H63V227H62ZM199 229H200V228H199ZM238 229H239V228H238ZM127 230H128V228H127ZM131 230H132V228H131ZM137 230H138V229H137ZM172 230H175V229H172ZM206 230H207V228H206ZM239 230H240V229H239ZM250 230L252 231V229H250ZM254 230H255V229H254ZM261 230H262V229H261ZM19 231H20V230H19ZM25 231H26V230H25ZM35 231H36V230H35ZM54 231H55V229H54ZM132 231H133V230H132ZM138 231H139V230H138ZM210 231H211V230H210ZM88 232H89V231H88ZM128 232H129V231H128ZM177 232H178V231H177ZM259 232H260V231H259ZM42 233H43V232H42ZM131 233H132V232H131ZM131 233H130V234H131ZM135 233H138V232L135 231ZM135 233H134V231H133V234H135ZM184 233H185V232H183V234H184ZM187 233L189 234L190 232L187 231ZM210 233H211V232H210ZM219 233H220V232H219ZM236 233H237V232H236ZM242 233H243V232H242ZM18 234H19V233H18ZM167 234H169V233H167ZM173 234H174V231H173ZM176 234H177V233H176ZM195 234H196V233H195ZM195 234H192V235L190 234V236L194 237ZM205 234H207V233H205ZM205 234H204V237L206 236ZM220 234H221V233H220ZM220 234H219V235H220ZM40 235H41V234H40ZM67 235H68V234H67ZM171 235H172V234H171ZM200 235H201V234H200ZM234 235H236V234H234ZM260 235H261V234H260ZM260 235H259V236H260ZM262 235H264V234H262ZM126 236H127V234H126ZM136 236H137V235H136ZM153 236H154V235H153ZM172 236H173V235H172ZM183 236H184V235H183ZM183 236H181V237L183 238ZM186 236H187V235H186ZM222 236H223V235H222ZM254 236H255V237H253V238H255V239L257 238V239L260 240V237H261V236H260L259 238H258V236L256 237V235H254ZM19 237H20V236H19ZM54 237H55V236H54ZM122 237H124V236H122ZM128 237H129V235H128ZM133 237H134V235H133ZM137 237H138V236H137ZM163 237H164V236H163ZM170 237H171V236H170ZM178 237H179V236H178ZM184 237H185V236H184ZM192 237H191V238L189 237V238L192 239ZM237 237H238V236H237ZM263 237H264V236H263ZM131 238H132V237H131ZM157 238H158V237H157ZM157 238H156V239H157ZM165 238H166V235H165ZM182 238H181V239H182ZM187 238H188V237H187ZM235 238H236V237H235ZM240 238H241V235H240ZM103 239H104V238H103ZM105 239H106V238H105ZM123 239H126V237L123 238ZM138 239H139V238H138ZM185 239H186V238H185ZM199 239H200V238H199ZM223 239H224V238H223ZM233 239H234V238H233ZM246 239H247V238H246ZM262 239H263V238H262ZM57 240H58V239H57ZM133 240H134V238H133ZM135 240H137V239H135ZM139 240H140V239H139ZM143 240H144V239H143ZM182 240H183V239H182ZM196 240H197V239H196ZM202 240H203V239H202ZM242 240H244V239H242ZM259 240H258V241H259ZM263 240H264V239H263ZM52 241H53V240H52ZM149 241H150V240H149ZM154 241H155V238H154ZM157 241H158V240H157ZM157 241H155V245H156V246H159V244H161V243H158ZM162 241H164V240H162ZM171 241H174V240L171 239ZM183 241H185V240H183ZM188 241H189V240H188ZM193 241H194V244L197 242V241L195 242V238H193ZM203 241H204V240H203ZM208 241H209V239H208ZM228 241H230V240H228ZM240 241H241V240H240ZM247 241H248V240H247ZM261 241H262V240H261ZM10 242H11V241H10ZM101 242H103L102 239H101ZM104 242H105V240H104ZM104 242H103V243H104ZM133 242H134V241H133ZM133 242L131 241L132 244H133ZM139 242H140V241H139ZM147 242H148V241H147ZM189 242H190V241H189ZM223 242H224V241H223ZM8 243H9V242H8ZM13 243H14V242H13ZM129 243H130V242H129ZM129 243H128L127 245H129ZM134 243H135V242H134ZM175 243H176V242H175ZM179 243H180V246H181V249H182V251H181V255L183 256V253L185 254V253L187 252V250H188V249H187V246H186V244H187L188 242H187L186 244H185L184 242H183V243H182V242H179ZM200 243H201V242H200ZM200 243H197V244H200ZM212 243H213V242H212ZM246 243H247V242H246ZM248 243H250V242L248 241ZM254 243H255V242H253V244H254ZM256 243H257V242H256ZM256 243H255V244H256ZM67 244H68V243H67ZM69 244H70V243H69ZM71 244H72V243H71ZM101 244H102V243H101ZM108 244H109V243H108ZM138 244H139V243H138ZM141 244H142V243H141ZM144 244H145V243H144ZM144 244H143V245H144ZM235 244H237V243H235ZM250 244H251V243H250ZM250 244H248L249 247L253 246L252 244H251V245H250ZM4 245H5V244H4ZM13 245H14V244H13ZM152 245H153V243H152ZM177 245L179 246V244H177ZM195 245H196V244H195ZM201 245H202V244H201ZM225 245H226V244H225ZM239 245H241V244L239 243ZM239 245H238V246H239ZM5 246H6V245H5ZM8 246H10V244H9ZM69 246H70V245H69ZM73 246H74V245H73ZM101 246H103V244H102ZM193 246H194V245H193ZM207 246H208V245H207ZM213 246H214V244H213ZM227 246H228V245H227ZM248 246H247V248H248ZM200 247H201V246H200ZM253 247L256 248V247H260V246H257V245H256V246H253ZM262 247H263V246H262ZM91 248H92V247H91ZM99 248H100V246H99ZM132 248H133V247H132ZM227 248H228V247H227ZM1 249H5V248L2 247ZM16 249H17V248H16ZM64 249H65V248H64ZM100 249H101V248H100ZM138 249H139V253H140V255L143 257V256H145V255L147 254V252H148V251H146V250H148V245H146V248H143V247H142V248H138ZM225 249H226V248H225ZM225 249H224V250H225ZM228 249H230V248H228ZM228 249H227V250H228ZM234 249H235V248H234ZM238 249H239V248H238ZM238 249H237V251H238ZM262 249H263V248H262ZM6 250H7V249H6ZM134 250H135V249H134ZM150 250H151V249H150ZM194 250H195V247H194ZM210 250H211V249H210ZM222 250H223V249H222ZM240 250L243 251L242 248H240ZM254 250H255V249H254ZM3 251H4V250H3ZM110 251H111V250H110ZM110 251H109V252H110ZM178 251H179V250H178ZM207 251H208V250H206V252H207ZM252 251H253V250H252ZM6 252H8V251H6ZM191 252H192V251H191ZM70 253H71V250H70ZM73 253H74V252H73ZM104 253H106V251H104ZM135 253H136V251H135ZM207 253H208V252H207ZM210 253H211V252H210ZM223 253H224V251H223ZM223 253H221L220 256H221ZM246 253H248V252H246ZM8 254H9V252H8ZM65 254H66V253H65ZM74 254H75V253H74ZM99 254H100V253H99ZM149 254H151V253H149ZM196 254H197V253H196ZM10 255H11V254H10ZM102 255L104 256V257L102 256L103 259H104V258L106 257L105 254L102 253ZM106 255H107V254H106ZM135 255H136V254H135ZM147 255H148V254H147ZM147 255H146V256H147ZM171 255H173V254H171ZM177 255H180V254H177ZM197 255H198V254H197ZM201 255H202V254H201ZM223 255H224V254H223ZM48 256H49V255H48ZM74 256H75V255H74ZM186 256H187V255H186ZM188 256H189V255H188ZM188 256H187V257H188ZM206 256H207V255H206ZM214 256H215V255H214ZM102 257H99V258H102ZM139 257H140V256H139ZM71 258H72V257H71ZM131 258L135 259V257H131ZM140 258H141V257H140ZM148 258H149V257H148ZM173 258H174V257H173ZM176 258H177V256H176ZM181 258H182V257H181ZM188 258H190V257H188ZM188 258H187V259H188ZM210 258H211V257H210ZM210 258H209V261H210ZM0 259L3 260V259H5V258H3V259L0 258ZM25 259H26V258H25ZM106 259H107V257H106ZM136 259H137V258H136ZM160 259H161V258H160ZM154 260H155V258H154ZM191 260H192V259H191ZM218 260H220V259H218ZM102 261H103V260H102ZM138 261H141V260L137 259V262H138ZM147 261H148V259H147ZM241 261H242V260H241ZM13 262H14V261H13ZM105 262H106V261H105ZM111 262H112V261H111ZM133 262H134V261H133ZM148 262H149V261H148ZM155 262H156V261H155ZM159 262H160V261H159ZM165 262H168V261H165ZM173 262H174V261H173ZM173 262H171V263H164V264H176V262H174V263H173ZM0 263H1V261H0ZM55 263H57V262H55ZM134 263H135V262H134ZM156 263H158V262H156ZM211 263H213V262H211ZM216 263H217V262H216ZM14 264H15V263H14ZM49 264H50V263H49ZM51 264H54V263H51ZM58 264H59V263H58ZM138 264H139V262H138ZM142 264H143V263H142ZM158 264H160V263H158ZM202 264H209V262H208L207 260H204ZM213 264H214V263H213Z\"/></svg>",
    "mask_w": 264,
    "mask_h": 264
}]
</instances>
